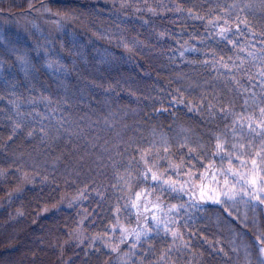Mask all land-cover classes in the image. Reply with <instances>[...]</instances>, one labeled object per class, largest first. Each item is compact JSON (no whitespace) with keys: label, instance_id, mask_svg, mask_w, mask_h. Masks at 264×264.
<instances>
[{"label":"snow or ice","instance_id":"1","mask_svg":"<svg viewBox=\"0 0 264 264\" xmlns=\"http://www.w3.org/2000/svg\"><path fill=\"white\" fill-rule=\"evenodd\" d=\"M28 8L30 12L43 9L51 14L43 4L36 9L33 0H28ZM112 8L117 12L131 8L138 15L146 11L153 17L173 13L177 21H199L204 32L190 34L189 40L183 43L177 40L178 47L167 58L173 64L179 60L191 66L193 72L207 70L209 78L201 81L199 73L190 76L181 71L177 73V81L183 82L180 87L167 93L161 89L163 95L144 96V100L152 101L156 115L168 113L173 117V124L167 131L162 125L152 126L147 136L137 124L133 135L127 139L124 137L129 125L123 124V130L117 132V159L110 154L109 141L100 144L99 135L89 136L86 128L80 125L73 131L66 126L70 121L63 116L57 117L58 110L63 112L71 106L69 97L57 100L53 106L50 96L30 95L25 99L17 95L16 89L24 87L33 93L34 82L44 69L65 77L76 73L80 79L81 67H84L91 75L85 84L89 91L101 88L109 98L113 93L120 95L117 89H127L129 95H136L139 88L136 78L113 79L110 75L123 57L108 48L88 52L74 36L61 40L60 47L67 52L66 57L55 53L54 47L49 48L47 43L26 44L15 37H0V68L8 64V76L0 75V82L10 94V114H6L11 124L8 140L21 134L26 139H36L38 124L40 146H50L67 133L69 140L75 135L84 141L77 147H83L85 155L99 150L111 161L115 181L111 188L117 193L115 203L109 202L107 190L102 191L98 186L95 189L99 197L96 208L91 211L85 208L77 214L80 219L67 233L66 245L74 243L82 250L87 245L84 264L94 254L115 256L116 264H170L174 253L191 248L184 230L194 223V214L213 210L217 224L223 220L233 226L228 251L221 246L219 252L229 260L235 255L237 264H264V22L257 32L250 19L257 9L264 13V0H206V4L181 0H168L167 3L157 0L152 4L149 0H120L119 5L114 0ZM94 12L101 14L97 10ZM70 15L75 18V10ZM53 22L58 30L63 29V19ZM143 24L151 22L144 19ZM98 35L109 41L115 36L116 47L123 48L130 56L143 55L146 48L149 51L152 48L150 37L139 40L128 39L123 34L100 32ZM158 35L164 38L172 34L162 31ZM192 40L196 43H191ZM226 50L232 54L226 55ZM190 53L197 58L189 59L187 54ZM137 101H141L140 96ZM39 103L45 105L44 113L36 111ZM157 103L160 107L155 106ZM29 107L32 110L26 111ZM181 108L199 118L203 131L178 123L177 111ZM130 111L139 114L142 109L138 106ZM124 115L126 117L128 112ZM105 124L115 127V122L109 123L107 119ZM87 127L90 128L91 123ZM136 132L141 134L137 136ZM120 145L123 151L119 150ZM12 167L0 169V177L7 180L13 176L20 182L16 196L22 194L28 184L35 185L38 177L42 185L49 183V176L41 174V165L34 159L29 167L21 157L20 163L15 164V171ZM53 191H60L59 184ZM42 192L43 188L37 193V199H41ZM12 198L9 194V199ZM90 198L91 191L85 185L72 194L61 195L58 205L66 202L69 208H74ZM53 207L59 210L57 205ZM48 210L43 209L44 212ZM86 226L98 228L89 236ZM158 244L166 246L158 250ZM212 247L215 248V244ZM157 255L158 259L149 260L150 256ZM66 264L73 262L69 260ZM105 264H113L112 259Z\"/></svg>","mask_w":264,"mask_h":264},{"label":"trees","instance_id":"2","mask_svg":"<svg viewBox=\"0 0 264 264\" xmlns=\"http://www.w3.org/2000/svg\"><path fill=\"white\" fill-rule=\"evenodd\" d=\"M113 2L114 0H33L36 9H40L41 4L50 9L51 14H48L43 9L30 12L28 0H0V37H15L26 44H34L36 41L47 43L49 48L54 47L55 53L66 57L67 52L62 51L60 47L61 40H70L74 36L79 44L86 46L88 52L96 48L101 50L108 48L118 57H123L114 65L110 75L113 79L136 78L139 83L136 95H129L127 89H117L120 95L113 93L109 98L101 88H93L89 91L85 84L91 79V75L84 70V67H81L80 79H77L76 73L65 77L44 69L34 82L33 93H29L24 87L16 89L17 95H22L25 99L30 95L50 96L54 102L53 106L57 100H62L65 96L69 97L72 100L71 106L63 112L58 110L57 117L63 116L70 121L71 123L66 126L73 131H77V125H80L86 128L89 136L99 135L100 144L105 140L109 141L110 154L119 159L116 156L119 145L117 132L123 130V124L129 125L125 139L133 135L137 124L141 126L145 136L152 126L162 125L163 130L167 131L168 126L173 124V117L168 113L156 115L153 112L152 101L144 100V96L163 95L180 87L183 82L177 81V73L181 71L190 76L199 73L198 78L201 81L209 77L207 70L197 69V72H193L191 66L179 60L173 64L167 58L172 50L178 47L177 40L183 43L189 40L190 34L204 32V27L199 21L189 20L186 23L183 20L177 21L173 13L153 17L145 11L142 15H138L131 8L126 12H117L112 8ZM155 2L157 0H149L150 4ZM164 2L167 3L168 0ZM181 2L206 4V0H181ZM115 3L119 5L120 0H115ZM73 10H75V18L70 15ZM94 10L100 11L101 14L96 15ZM66 16L68 18L64 19ZM58 19H63L62 30H58L53 22ZM144 19L149 20L151 24L144 25ZM250 19L259 32L261 23L264 22V13L257 9ZM162 31L172 35L160 38L158 34ZM100 32L123 34L128 39L135 37L139 40H147L150 37L151 51L146 48L143 55L137 53L130 56L123 48L116 47L115 36L111 41L101 39L98 35ZM191 43L195 44L196 41L192 40ZM230 54L231 51L226 50V55ZM187 55L189 59L197 58L195 54ZM66 62L70 63V61ZM7 69L8 64L5 63L3 68H0V75L7 77ZM15 71L13 70L14 73ZM18 78L22 79V76ZM161 89L164 93L160 92ZM137 96L141 97L140 102L137 101ZM11 98L15 99V97ZM9 99V92L0 82V110H2L0 111V169L7 170L12 165V171H15V164L20 163L21 157L30 167L34 159L35 163L41 165V174L49 176V183L42 185L38 177L35 185L28 184L23 193L16 196L20 182L13 176H9L7 180L0 177V264H66L69 260L73 264H84V250H87V245L84 246V250L74 243L66 245L69 239L67 233L75 228V221L80 219L78 213H82L85 208L89 211L96 208L99 197L95 195V189L98 186L102 191L107 190L109 202L115 203L117 193L111 188V184L115 182L111 161L107 154L101 155L99 150L85 155L84 148L77 147L83 145L84 141L77 139L75 135L69 140L67 133L50 146H40L38 124L36 139L29 140L21 134L9 141L11 124L6 118V114H10ZM138 106L142 111L133 114L130 109ZM155 106L160 107V104L157 103ZM35 107L36 111L41 113L46 110L43 103ZM25 110L32 109L29 107ZM125 111L128 112L126 117ZM177 115L178 123L191 126L198 132L203 131L199 118L188 114L187 109H179ZM82 117L84 119H81ZM105 119L109 123L115 122V127L109 128L105 124ZM45 123L47 124L48 121ZM89 123H91L90 128L87 127ZM135 134L139 136L141 133ZM119 150L123 151L122 145L119 146ZM30 155L32 159H29ZM82 156L83 160H81ZM57 157L60 158L57 160ZM57 184L60 186V191H53ZM85 185H88L91 191L89 200L74 208H69L66 202L63 206L58 205L61 195L72 194ZM41 188H43L41 199H37V193ZM9 194H12V199H9ZM53 205H57L59 210L57 211ZM44 208L49 210L44 212ZM18 212H23L24 215L18 216ZM193 220L194 223L184 230L186 238L190 239L191 248L184 249L178 254L174 253L170 264H237L235 255L229 260L219 252L221 246L228 251L229 242L233 238V226L223 220L217 224L216 213L213 210L195 213ZM90 223L89 221V225ZM104 223L107 224V220ZM97 228L98 226H86V231L91 236L95 234ZM213 244L215 248L212 247ZM164 246L166 245L158 244L157 249ZM108 259H112L113 264L117 262L115 256L94 254L87 258V264H105ZM153 259H158V255L149 257V260Z\"/></svg>","mask_w":264,"mask_h":264}]
</instances>
